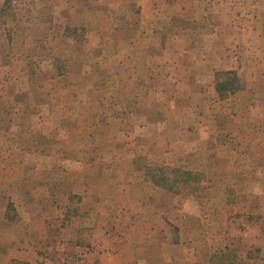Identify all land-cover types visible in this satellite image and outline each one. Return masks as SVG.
I'll list each match as a JSON object with an SVG mask.
<instances>
[{
	"label": "rangeland",
	"instance_id": "rangeland-1",
	"mask_svg": "<svg viewBox=\"0 0 264 264\" xmlns=\"http://www.w3.org/2000/svg\"><path fill=\"white\" fill-rule=\"evenodd\" d=\"M0 264H264V0H0Z\"/></svg>",
	"mask_w": 264,
	"mask_h": 264
}]
</instances>
